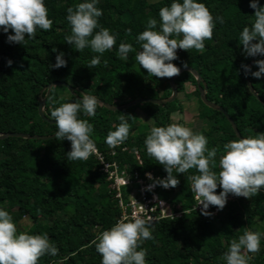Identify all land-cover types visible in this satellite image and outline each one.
Segmentation results:
<instances>
[{"label": "trees", "instance_id": "1", "mask_svg": "<svg viewBox=\"0 0 264 264\" xmlns=\"http://www.w3.org/2000/svg\"><path fill=\"white\" fill-rule=\"evenodd\" d=\"M44 2L48 18L53 21L49 31L37 29L35 39L20 45L9 43L7 37L14 33L11 30L5 33L0 28V136L10 133L33 137L55 135L56 125L46 122L40 114L44 99H47V116L52 120L53 107L76 102L82 93L116 107L139 98L171 97V78L149 75L130 55L135 56L141 50L136 37L146 29L147 20L156 18L159 21L160 8L170 6L173 0H98L96 6L103 13L98 23L116 38L113 49L102 55L93 53L90 48L77 52L65 43V36L71 34L67 9L91 0ZM197 2L204 3L214 17L213 37L204 42L202 53L195 49H177L178 59L172 63L180 69L185 64L194 68L201 75L202 84L208 87L209 100L229 113L243 138H255L264 133V76L256 79L250 75L255 88L252 92L242 65L249 66L254 57H246L239 44L240 33L245 26L250 27L254 19V9L249 6L250 0ZM259 4L264 6V0H259ZM216 17H223L225 22L220 24L215 21ZM121 42L130 43L135 49L126 60L118 55ZM58 52L65 54L67 66L50 68ZM94 56L100 57V64L89 69ZM257 59H264V56ZM257 70L254 64L252 71ZM55 82L77 88L79 96L64 86H56L48 97L49 86ZM176 87L186 100L198 102V118L210 119L209 126L203 128L201 134L207 137L209 149L219 148L217 167L213 168L218 173L223 145L238 137L226 116L201 99L193 74H181ZM179 95L169 104L140 103L121 111L98 105L94 117L81 112L78 118L94 126L92 139L98 150L106 155L109 149L105 143L107 133L115 130L114 126L120 123L119 117L124 115L131 128L127 140L116 148L114 158L130 172L138 171L142 175L154 172L165 178L166 171L147 154L144 141L152 127L171 123L186 127L185 102ZM53 100L57 101L55 105ZM174 114H178L177 119ZM70 150V141L55 138L0 139V209L32 221L34 227L28 234H46L59 250L56 256H42L38 264H101L102 257L93 241L102 231L114 226L122 214L111 183L99 172L95 159L91 156L87 161H69L66 153ZM135 153L139 154L141 163ZM173 174L180 183L165 196H173L175 210L192 209L195 201L190 177L199 173L190 169L184 174L175 171ZM220 191L218 186L216 194ZM224 213L232 218L227 219ZM257 218H264V190L251 199L243 197L228 204L219 216H204L192 211L179 219L161 220L150 229L154 238L143 241L137 250H146V264H226L223 257L231 241L238 240L245 230L258 232ZM13 222L18 226L21 220L13 218ZM21 231L24 232L18 229ZM248 255L251 256L249 264H264L260 257Z\"/></svg>", "mask_w": 264, "mask_h": 264}, {"label": "clouds", "instance_id": "2", "mask_svg": "<svg viewBox=\"0 0 264 264\" xmlns=\"http://www.w3.org/2000/svg\"><path fill=\"white\" fill-rule=\"evenodd\" d=\"M97 3L98 0H91L67 9L66 19L71 34L65 36V43L77 52L90 48L93 53L102 55L116 44V38L109 29L98 23L103 13L96 6ZM249 6L254 9V19L250 27L243 28L239 44L243 46L242 52L246 57L264 56V6L259 4V0H250ZM158 15L159 21L149 18L146 29L136 37L141 50L136 53L135 62L153 77L172 78L181 72L180 67L172 63L178 59L177 49H195L202 53L205 50L204 42L213 37L214 17L208 7L197 0H183L182 3L173 0L170 6L160 8ZM215 21L220 24L225 22L223 17H216ZM52 25L44 0H0V28L5 33L9 30L14 33L8 35L9 43L23 45L27 40L35 39L37 29L49 31ZM133 51L132 44H119L118 55L122 59L126 60ZM64 55L58 52L55 64L49 67H66ZM8 64L11 66L12 61L9 60ZM99 64L100 57L94 56L88 68ZM254 64L257 71H252L248 65H242V68L245 74L260 79L264 76V59H257ZM56 103L53 100V104ZM100 103L95 96L82 93L76 102L62 103L51 110L50 116L57 128L55 139L71 142V150L66 153L69 161H87L97 152L92 139L94 126L88 120L78 118V114L83 112L85 116L94 117ZM119 120L120 123L114 126L115 130L109 131L105 139L111 149L122 145L129 136L131 125L128 120L124 115ZM144 144L147 154L167 173L163 179H154L151 173H146L148 179L152 180L147 190L151 191L157 185L164 189L175 188L180 181L173 174L174 171L184 174L196 169L199 174L190 177L191 191L198 205L203 206L201 213L204 216L212 215L208 211L210 206L223 210L229 194L251 199L264 190V133L255 138H238L225 143L224 154L219 158L218 173L213 168L217 167L219 148L209 149L205 135L194 133L179 123L152 127ZM218 186L222 191L216 194ZM151 227V217L135 216L127 222L119 220L109 230L102 231L93 241L102 257L101 264H146V250L137 249L143 241L154 238ZM260 247L261 233L245 230L238 240L231 241L223 258L226 264H249L251 256L248 254L258 253ZM58 251L46 234L18 233L12 216L0 209V264H38L42 256H56Z\"/></svg>", "mask_w": 264, "mask_h": 264}, {"label": "built area", "instance_id": "3", "mask_svg": "<svg viewBox=\"0 0 264 264\" xmlns=\"http://www.w3.org/2000/svg\"><path fill=\"white\" fill-rule=\"evenodd\" d=\"M122 150L124 151L125 148ZM106 155L110 158H107ZM106 155L103 154V152H100L97 148V152L91 156L97 162L99 172L103 173L106 176V179L111 183V190L115 193V197L118 200L119 207L122 211L119 220L123 219L127 222L135 216L145 219L151 217V224L153 225L161 220L179 219L184 214H190L192 211L201 213L203 206L198 205L195 195V205L192 209L186 211L175 210L172 206L173 196H165L172 191L171 188L164 189L157 185L151 191L147 190V186L152 183V180L148 179L146 173H151L154 179L161 177L156 176L154 172H146L142 175L138 171L130 172L127 166L121 167L114 158L116 156V148H109ZM135 155H137L138 160L141 163L139 154L135 153ZM241 198L243 197H235L232 194H229L226 206L223 210L228 204L236 202ZM223 210H217L215 206H210L208 209V211L212 213V216H219Z\"/></svg>", "mask_w": 264, "mask_h": 264}, {"label": "water", "instance_id": "4", "mask_svg": "<svg viewBox=\"0 0 264 264\" xmlns=\"http://www.w3.org/2000/svg\"><path fill=\"white\" fill-rule=\"evenodd\" d=\"M260 55L258 56H255L253 58V60L250 62L249 66L252 68L254 66V61L257 60V58L259 57ZM185 72H190L191 74H193L195 77H196V80H197V84L199 86V90H200V93H201V99H203V101L205 102L206 105H208L209 107H211L212 109L214 110H217V111H220L222 112L226 118L228 119V121L230 122V124L232 125L234 131H235V134L237 135L238 138H243L239 129H238V126L237 124L235 123V121L233 120V118L229 115V113L224 109L222 108L221 106H219L218 104L216 103H213L212 101L209 100V98L206 96V93L208 91V87L206 86L205 83L202 84V77L201 75L192 67H183L181 68V72L178 76H175V77H172L171 78V88H172V95L171 97L167 98V99H145V98H139V99H136L124 106H120V107H116V106H113V105H110L104 101H100L101 103L98 104L99 106H104L105 108L111 110V111H121V110H124V109H128V108H131L137 104H140V103H151V104H156V105H165V104H169V103H172L174 102L177 98H178V95H179V92H178V89L176 87V80L177 78L185 73ZM246 78L249 82V85L252 89V92H254L255 88H254V85H253V82L251 81L250 79V74H246ZM56 86H64L66 88H68L71 92H73L74 94L78 95L79 96V93H78V89L71 86L70 84L68 83H62V82H55L53 84H51L49 86V91H48V97L49 95L51 94L53 88H55ZM256 94V93H255ZM258 97V95H257ZM259 98V97H258ZM260 99V98H259ZM264 104V103H263ZM46 106H47V99H44V100H41V105H40V114L42 116V118L50 123V124H55V121L51 120L48 116H47V113H46ZM10 137H14V138H26V139H30V138H35V139H44V140H50V139H54V135L53 136H49V137H40V136H31L29 134H25V133H10V134H6V135H1L0 136V139H6V138H10Z\"/></svg>", "mask_w": 264, "mask_h": 264}, {"label": "rangeland", "instance_id": "5", "mask_svg": "<svg viewBox=\"0 0 264 264\" xmlns=\"http://www.w3.org/2000/svg\"><path fill=\"white\" fill-rule=\"evenodd\" d=\"M149 1L155 2L157 0H149ZM130 58L132 60H135L134 54H131ZM179 96L185 102V108H186V113H187L186 127L190 128L194 133H200L201 134L202 129L209 126V123H210L209 120L210 119L202 120V119L198 118V113H199L198 102L195 103L194 101L186 100V97L183 94H180ZM174 118L177 119V116H175ZM224 216H227V219L232 218V216L227 215V213H224ZM12 217L16 221L21 220V223L17 226V231H18V229H22V230H24V232L28 233L34 227V224L32 223V221H28L27 219L21 218V216L19 214H14V215H12ZM256 225H257L256 226L257 231L259 233H261V247H260V251L258 253L253 254V255L260 257L261 261L264 263V218H257L256 219Z\"/></svg>", "mask_w": 264, "mask_h": 264}]
</instances>
